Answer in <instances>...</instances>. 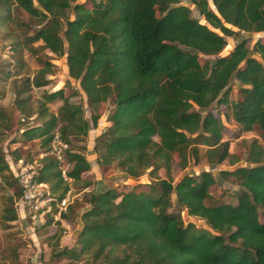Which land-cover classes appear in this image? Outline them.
I'll return each mask as SVG.
<instances>
[{
  "label": "trees",
  "instance_id": "1",
  "mask_svg": "<svg viewBox=\"0 0 264 264\" xmlns=\"http://www.w3.org/2000/svg\"><path fill=\"white\" fill-rule=\"evenodd\" d=\"M80 1L0 0V77H11L14 95L11 107L0 104V138L14 130L21 141H38L40 154H46L37 159L34 178L57 199L70 184L83 183L80 199L60 214L69 224L79 216L76 242L62 246L61 234L53 235L52 257L61 264H264V40L250 48L242 36L264 32V0H190L204 22L177 5L179 0ZM228 37L236 42L221 56ZM23 51L40 64L32 76L22 75L28 70ZM49 53L65 56L68 76L91 110L89 119L84 106L71 100L77 92L67 95L65 86L31 95L33 88L50 84L55 65ZM232 80L239 83L236 98ZM55 99L61 104L52 111ZM106 103L107 125L94 139L97 164L115 165L135 180L148 172L146 191H85L92 183L83 179L91 169L85 139ZM221 116L233 120L238 132L253 134L246 150L250 165L219 172L238 188L234 204L210 203L216 183L210 171L173 180L174 163L181 170L191 159L198 164L201 148L209 165L241 160L223 137ZM56 132L68 144L70 183L48 153ZM11 159L34 162L18 149ZM0 177L14 188L0 209V226L7 229L18 219L14 204L22 188L1 147ZM182 210L206 226L185 223ZM8 256L16 263L17 248Z\"/></svg>",
  "mask_w": 264,
  "mask_h": 264
},
{
  "label": "rangeland",
  "instance_id": "2",
  "mask_svg": "<svg viewBox=\"0 0 264 264\" xmlns=\"http://www.w3.org/2000/svg\"><path fill=\"white\" fill-rule=\"evenodd\" d=\"M80 2H86L87 5H90V0H81ZM177 5H184L192 9L193 16L198 18L200 22L204 20L199 16L198 12L195 10L194 5L190 0H179ZM212 5V4H210ZM213 7V6H212ZM16 15L20 20L28 21L29 16L26 12L21 9L15 10ZM73 13L71 12L70 17L72 18ZM244 38L249 40V47L251 48L253 43L258 39L264 40L263 33H242ZM235 40L231 37L227 38V49L222 50L220 53L221 56L227 55L229 51L233 48ZM1 44V40H0ZM52 58V63L55 65L53 75H48L50 79V84L44 88L36 89L33 88L31 95L33 98H39L43 91H53L60 87L65 86V93L71 95L74 92H77L71 100L76 103H81L85 109V116L89 119L90 108L87 105L86 97L84 93L79 88L78 82L70 79L68 76V70L66 65L65 56L57 58L50 54ZM24 60L27 64L26 73L22 75H34L35 72L39 69L40 64L32 58L27 51H23ZM6 57V56H5ZM201 61H204L206 57L200 55ZM12 72L14 69H11ZM12 78H16L13 76ZM11 77L1 78L0 77V104L6 107H11L13 102V90L11 85ZM232 87L231 95L236 98L238 93V83L236 80H232L230 83ZM61 104L59 99L49 103V108L52 111H55L58 105ZM111 107L110 103H106L101 106V117L98 121L97 128L90 129L88 135L85 139L86 150L84 152L85 157L90 161L91 169L90 171L84 173L83 179L91 181V185L85 189V191L94 189L95 191L105 190L107 188H116L119 191H128L132 187H135L137 192L148 190L147 184L151 182L148 172L137 180L128 177L126 174L121 171L120 168L115 165L100 167L97 164V154L93 150L94 139L95 137L103 131L107 125L106 117L108 110ZM223 109V107L221 108ZM223 124L225 126L223 137L225 140H229V150L231 152H237L241 156V160L233 166H229L226 163L222 165H209L206 163L203 158L204 148H201V155L199 158L198 164H195L194 160H190L187 168L181 170L176 163L173 165V180L174 183L180 180L184 175H196L201 171H210L215 179L216 183L211 187V204H217L221 202L226 203H236L234 193L237 192L238 188L232 186L226 181H224L220 175V170L223 169H233L235 166H249L250 163L247 161V142L251 137L252 133H240L237 130V125L233 120L225 121L224 117L221 116ZM20 120V117L17 113L14 116V123ZM32 123V122H31ZM20 132H15L14 130L5 131L0 138V147L5 153V158L9 163V167L13 176L19 171L18 163L13 162L11 159V152L14 149H18L23 156L29 154L31 158L34 159L32 165L37 166V159L41 157L39 152V143L37 140L33 141H21L19 139ZM39 152V154H38ZM175 161H178V157L174 156ZM164 169L159 170V176L164 177ZM83 183L81 181L74 182L70 184V190L72 196L76 199H80L82 196ZM14 192V188L9 187L4 179L0 177V209L3 200V196L11 195ZM73 198V199H74ZM73 200L71 201V203ZM174 206L175 198L173 197ZM15 206V204H14ZM18 219L10 223L7 229H3L0 226V264H61V261H56L52 257V245L55 242V239L51 237L53 235H59V243L62 246H72L77 239V235L81 230L82 223L80 222L79 216L76 217L73 223L69 224L65 221H61L60 216L56 214V211L52 209L50 212L41 211L36 213H29L28 211H23L19 206H15ZM181 217L185 223L193 222L198 227H205V223L202 220L195 219L190 217L186 210L181 211ZM52 219V223L45 226L47 220ZM14 247L17 248L18 258L15 263L12 261V258L8 256L10 249Z\"/></svg>",
  "mask_w": 264,
  "mask_h": 264
},
{
  "label": "built area",
  "instance_id": "3",
  "mask_svg": "<svg viewBox=\"0 0 264 264\" xmlns=\"http://www.w3.org/2000/svg\"><path fill=\"white\" fill-rule=\"evenodd\" d=\"M67 147L68 144L63 141L60 134L56 132L51 141L48 153L55 156L60 162L62 177L66 182L70 183L72 179L66 175L69 164L65 161L64 157V150ZM45 154L46 153H42L41 156ZM18 168L19 171L15 174V177L18 179L22 188V194L15 202V206H19L23 211H28L34 215L41 211L50 212L53 206H55L58 216L67 210L68 205L74 198L70 189L66 192L64 197L57 199L50 193L45 183H40L35 180L36 167L30 163H24L22 160H19Z\"/></svg>",
  "mask_w": 264,
  "mask_h": 264
},
{
  "label": "crops",
  "instance_id": "4",
  "mask_svg": "<svg viewBox=\"0 0 264 264\" xmlns=\"http://www.w3.org/2000/svg\"><path fill=\"white\" fill-rule=\"evenodd\" d=\"M238 83V82H237ZM238 87H239V83H238ZM80 219V218H79ZM81 222V221H80Z\"/></svg>",
  "mask_w": 264,
  "mask_h": 264
}]
</instances>
